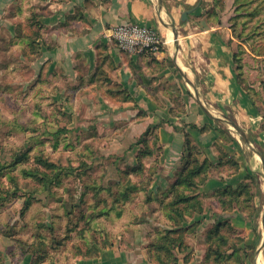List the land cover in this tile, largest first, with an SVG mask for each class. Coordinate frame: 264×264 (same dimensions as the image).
<instances>
[{
  "label": "crops",
  "instance_id": "crops-1",
  "mask_svg": "<svg viewBox=\"0 0 264 264\" xmlns=\"http://www.w3.org/2000/svg\"><path fill=\"white\" fill-rule=\"evenodd\" d=\"M217 1L162 0L161 18L175 29L176 41L170 25L160 21L158 0H1L0 24L9 37L16 35L17 20L39 26L36 57L27 62L31 78L36 71L42 78L62 80L58 85H71L73 99L104 117L107 128L120 124L126 141L137 143L148 131L147 139L155 141L148 143L157 150L152 155L158 167L152 177L155 193L166 195L189 166L188 140L198 165L204 166L193 192L202 200V211L181 226L188 231L195 224L197 243L199 231L205 238V230L228 221L242 237L237 247L254 251L252 258L242 253L244 264H255L259 256L264 262V248L256 256L264 233V115L237 82L232 34L223 15L226 0ZM10 8L14 19L5 16ZM126 22L156 29L167 45L157 54L121 52L104 33ZM133 146L138 150L144 143ZM251 180L257 191H249L251 205L262 208L258 220L236 203L221 208L222 192ZM151 242L139 237L138 248L106 246L76 264H169L164 255L161 263L149 252ZM175 258L173 264H202L205 254L203 248L190 247Z\"/></svg>",
  "mask_w": 264,
  "mask_h": 264
},
{
  "label": "rangeland",
  "instance_id": "rangeland-1",
  "mask_svg": "<svg viewBox=\"0 0 264 264\" xmlns=\"http://www.w3.org/2000/svg\"><path fill=\"white\" fill-rule=\"evenodd\" d=\"M259 3L263 1L226 0L223 15L232 34L237 82L264 115V16L255 13ZM5 16L14 19L15 9ZM2 24L0 264H76L85 253L106 246L138 248L139 237L154 241L161 236L153 224L163 197L153 191L156 150L149 143L152 155H144L148 148L134 149L136 140L121 138L120 124L107 128L104 117L73 99L71 85H58L62 80L42 78L36 71L31 78L27 62L36 57L33 39L39 26L17 20L16 35L9 37ZM56 92L62 93L60 99ZM55 174L60 182L51 181ZM247 185L255 195V182ZM212 229L205 230V238L199 231L197 243L192 239L196 228L188 230L181 244L168 245L162 255L170 262L175 253L200 247L208 255L202 264H244L242 253L253 257L254 251L245 247L226 260L227 248L242 237L223 231L231 242L214 243L209 238L218 235Z\"/></svg>",
  "mask_w": 264,
  "mask_h": 264
},
{
  "label": "trees",
  "instance_id": "trees-1",
  "mask_svg": "<svg viewBox=\"0 0 264 264\" xmlns=\"http://www.w3.org/2000/svg\"><path fill=\"white\" fill-rule=\"evenodd\" d=\"M262 1L263 3H259L255 8V13L258 16L260 15L264 16V0ZM37 31L35 32L36 33V35L34 36L35 39H33L34 46L36 45L37 37H39L40 35V29H38ZM234 59H235V55H234ZM248 95L250 96L253 103L257 107V104L252 98V96L250 94ZM147 136H148V131H146L144 135L141 138H139L137 142V143H140V142L144 143L143 147L146 149L148 148V150L144 153L145 156L153 154L152 150L149 148ZM187 143H188L189 156L191 158L190 161H188L189 166L184 167L177 174V178L168 187V191L166 195L164 194L163 197L160 198L159 201L161 203V208H159V210L156 212L157 216L159 215V218L157 219V222H156L158 224V226H156V229L159 232H161L162 235L161 236L157 235V237H154V242H151L149 245L150 246L149 252L153 253L161 263H163L162 261L163 253L162 252L164 250H167L166 248L168 247V245L175 246L176 244H181L182 243L181 238L183 237V235L184 236L186 235L185 232H188V231H184L183 227L181 226L182 223L187 221L188 217H192L194 212L200 213L202 211V200L198 197V195L193 194V192L195 191L194 188L196 186V182H198L196 178H198V176L201 175L204 169V166L198 165L197 163L198 157L194 155V152H192V148L189 146L188 140H187ZM153 164L155 165V163ZM58 176H59L58 174H55V176L50 178L51 181H53ZM56 180H58V178ZM58 182H60V180H58ZM221 194H222L221 195L222 197L219 198V203H220L221 208L230 209L233 203H236L240 209L241 208L244 210L247 209L246 215L248 217L258 214L259 210L251 205L252 195L249 194L247 183H243L237 189H234V190L228 188ZM194 227H195V224H194ZM194 227H192V229ZM212 228L213 229L210 232H215L218 235V238L216 237L214 239L212 238H209V239L211 240V242H214L215 240H217V242H220L221 244H224L226 242L230 243L232 239L230 237L225 238L222 235L224 234L223 231L226 232L230 230L233 235H235V232H236L234 229H232L228 221H222V223ZM208 233H206V236ZM240 240L241 239H239L237 243ZM237 243L234 244V246L227 248L226 253L222 257H225L226 260H229L232 256L237 254V252H239V249H240L236 246ZM97 253L98 252H94L93 254L85 253L84 256L92 257L96 255ZM206 259H208V255H205V258L203 261H205ZM167 260H166V263H169V264L170 263L173 264L176 262L175 256L172 257L170 262L168 258ZM240 263H243V260L240 261Z\"/></svg>",
  "mask_w": 264,
  "mask_h": 264
},
{
  "label": "built area",
  "instance_id": "built-area-1",
  "mask_svg": "<svg viewBox=\"0 0 264 264\" xmlns=\"http://www.w3.org/2000/svg\"><path fill=\"white\" fill-rule=\"evenodd\" d=\"M104 34L121 52L128 54H157L167 45L166 38L159 31L134 22L111 26Z\"/></svg>",
  "mask_w": 264,
  "mask_h": 264
},
{
  "label": "water",
  "instance_id": "water-1",
  "mask_svg": "<svg viewBox=\"0 0 264 264\" xmlns=\"http://www.w3.org/2000/svg\"><path fill=\"white\" fill-rule=\"evenodd\" d=\"M158 7H159L158 15H159V17H160V21H161L162 25L165 26V27H168V25H170V27H171V31H172V33H173V37H174V39H175V41H176V40H177V34H176V32H175V29L173 28V26H172L171 24L166 23V22L161 18V14H160V12H161V10H162V0H158ZM189 12H190V10H186V11L182 14V19H183V20L186 19L187 14H188ZM191 85H192V84H191ZM192 87H193V85H192ZM232 125L234 126V128H235L236 130L240 131V129L238 128V126H236V125L233 124V123H232ZM246 142H247V140H246ZM247 143H248V142H247ZM248 145L250 146V144H248ZM261 222H262V226H263V229H264V209H263V212H262V215H261ZM263 248H264V233H263V238H262V240H261V243H260V245H259V247H258V249H257L256 256H258V254L262 251ZM255 264H257V263H256V257H255Z\"/></svg>",
  "mask_w": 264,
  "mask_h": 264
},
{
  "label": "bare ground",
  "instance_id": "bare-ground-1",
  "mask_svg": "<svg viewBox=\"0 0 264 264\" xmlns=\"http://www.w3.org/2000/svg\"><path fill=\"white\" fill-rule=\"evenodd\" d=\"M238 139V138H237ZM251 152V151H250ZM251 154V153H250ZM264 181V180H263ZM263 188V187H262ZM263 260H260V256L257 258L256 263L262 264ZM264 263V262H263Z\"/></svg>",
  "mask_w": 264,
  "mask_h": 264
}]
</instances>
